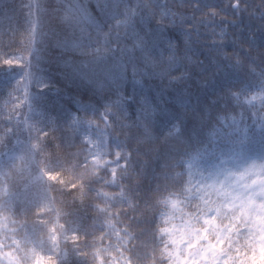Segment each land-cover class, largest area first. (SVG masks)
<instances>
[{
  "label": "trees",
  "instance_id": "trees-1",
  "mask_svg": "<svg viewBox=\"0 0 264 264\" xmlns=\"http://www.w3.org/2000/svg\"><path fill=\"white\" fill-rule=\"evenodd\" d=\"M138 2L126 0V5L135 8ZM143 2L148 8L138 12L133 23L135 32L148 41L154 62L145 64L139 53L136 58L117 53L116 57L127 63L126 74L121 72L114 84L99 92L94 84L81 81L78 75L81 61H89L92 56L85 57L71 46L83 44L90 53L99 47V55L111 63L113 57L104 47L103 35L97 44V32L87 23L73 30L60 24L59 18L68 15L66 9L78 4L82 12L74 13L75 19L86 15L114 25L115 21L108 19L110 3L106 9L105 0H72L71 4L68 0H0V137L10 141L18 135L22 140L15 149L19 155L30 137L32 144L37 143V129L48 133L46 137L39 134L36 163L23 178L13 173L7 181L10 187L15 186L12 191L21 193L20 201L25 198V185L30 199L42 198L46 193L43 207L47 210L39 217L37 207L22 213L20 209L25 205L18 201L13 210L0 211V218H10L8 227L19 229L25 222L29 228L35 225L38 236L45 241L47 227L56 224L57 214L64 229L80 228L76 233L68 230L65 242L57 227L61 239L56 253L36 249L37 257L43 258L42 264H61V250L68 252L65 264H100L93 259L97 250L107 262L109 256L103 249L110 245L112 255H117V237L110 234L106 218L98 208H108L109 219L116 216L111 222L121 235L130 218L137 217L139 226L133 222V229H144L141 240L150 243L152 228L162 225L159 214L171 211L160 200L170 194L176 199L179 194L180 206L191 212L184 189H190L188 195L200 193L223 179V169L239 171L237 163L260 162L259 125L264 112L258 99L251 105L246 101L260 91L259 73L264 70V0H241V11H234L230 0ZM126 5L121 4L120 10ZM209 12L217 15L210 16ZM81 28L85 37L91 34L90 40H81ZM186 31L191 34V43L187 45ZM104 32H108L107 27ZM120 36L121 48L130 50L134 41L132 29L125 35L121 28ZM65 38L68 49L54 46L55 40ZM169 42L176 48L175 62H170ZM90 43L92 48L87 47ZM6 59H13L11 67L4 63ZM88 74L96 79L91 72ZM182 75L184 78L180 79ZM34 77L46 80L48 86L37 89L32 83ZM242 86L247 89V96L241 95L237 102L229 90L235 92ZM106 104L111 105L107 123L101 119ZM85 106L88 111H84ZM19 113L28 118L29 124L15 131V117ZM146 128L149 135L144 134ZM89 150L99 151L103 161H116L117 151L122 156L130 153V161L126 172L123 158L118 161L119 167L110 163L107 170H99L100 176L111 180V170L115 168V185L94 183L95 177L85 176L86 194L81 195L80 177L85 173L82 165ZM92 158L88 155L89 169ZM41 172L45 173L42 180L31 181V176ZM48 174L57 175L58 179L49 180ZM72 184L77 187L73 189ZM88 188L108 193L114 199H98L96 192ZM122 191L125 200L139 205L138 211L133 212L129 203L121 201ZM145 199L151 207H145ZM153 216L155 225L151 223ZM11 220L17 223L12 225ZM175 222L179 223V219ZM23 235L21 230L16 238L22 239ZM73 235L78 239L74 241ZM21 264H35V260H22Z\"/></svg>",
  "mask_w": 264,
  "mask_h": 264
},
{
  "label": "snow or ice",
  "instance_id": "snow-or-ice-1",
  "mask_svg": "<svg viewBox=\"0 0 264 264\" xmlns=\"http://www.w3.org/2000/svg\"><path fill=\"white\" fill-rule=\"evenodd\" d=\"M71 4L72 0H68ZM108 19L115 21V24L97 22L89 16H81L80 19L74 18V13L79 14L82 9L78 4L74 8L66 9L68 15L59 18L60 24L73 28L79 27L80 24L87 23L89 27L94 28L97 32L98 39L96 41L99 44V37H104V47L107 52L112 54L111 63L109 59L101 57L99 55L100 48L96 47L92 49V52L85 50L83 44H75L71 47L73 50H79L80 54L87 57L92 56L89 61H81V71L78 72L81 81H87L95 85L96 90L103 92L106 87L114 84L120 77L119 74L123 72L126 74L127 63L121 62L116 57L117 53L122 55L127 54L131 58H136L139 53V59L145 64H151L154 62V58L149 49V43L144 36L135 32V25L133 23L134 18L138 12L147 10L148 4L143 0H139L136 7H129L126 5V0H105V8L109 7ZM121 4H125L123 11L120 10ZM241 0H230V6L234 11H241ZM99 6V5H98ZM198 7V5H197ZM165 15H169L165 12ZM208 15L215 16L216 12H209ZM264 18V16H262ZM108 28V32L105 33L104 29ZM125 29V35L127 30L132 29L134 35V41L131 49L121 48L120 41V29ZM81 40L91 39V34L88 37L84 36V29L81 28ZM113 33L115 37L113 39ZM188 39L186 45L191 43V34L186 31ZM54 46L61 49H68L70 46L65 39H57L53 42ZM115 44V47H111ZM88 48H92L91 43L87 45ZM170 50V62H175L177 59L176 48H173L172 43L169 42ZM15 57H13L14 59ZM13 59H6L4 63L8 66H12ZM240 59H236V64H240ZM91 65V67H90ZM135 67V66H134ZM255 73V69H251ZM89 72L96 76L95 80H92L89 76ZM31 75V74H30ZM182 75L180 79H183ZM32 83H34L37 89L47 87V81L39 77H34ZM259 86L260 91L253 95L251 99L247 100L248 104H252L253 100H259L261 104V112H264V70L259 73ZM229 94L237 102L240 100L241 95L247 96V89L241 87L237 91L233 92L229 90ZM254 106V105H253ZM105 111L101 116V119L107 123L108 117L111 113L108 109L111 105L106 104ZM84 111H88V107L85 106ZM234 119V118H233ZM91 123V122H89ZM260 138L259 143L261 145V152L259 153V163L256 160H244L237 163L239 171H233L232 169L225 168L222 170L223 179L217 180L213 184L208 185L207 188L201 190L200 193L188 195L190 189H184L185 199L188 201L189 206L192 207L191 212H185L184 208L180 205L182 201L177 194L176 199L169 198L160 200L159 203L164 204L166 207H170L171 211L167 213H160L162 225L153 227L151 231V242H144L141 240V236L144 235V229H140L136 232L133 229V222L139 226L138 218L133 216L130 218V223L122 231L116 229L115 224L111 222L112 219H116L113 215L109 219L108 208H98V212L105 216V222L111 229L110 234H114L117 237V245L115 246V252L117 255H112L110 251L111 245L104 248L103 251L108 253L109 260L106 262L100 257L99 250L93 254L94 260H99L100 264H264V116L260 118ZM32 126H30L31 129ZM175 128V125H173ZM8 131H11L9 129ZM178 132L179 129L177 128ZM38 135L36 137L37 143L32 144L29 139V143L20 148V154H16V150L13 149L7 154V160L0 158V179L3 180V184H0V211L13 210L16 203L20 201L21 193L12 191L13 186H9L7 181L13 173L18 174L23 178L24 173L29 171L31 166L36 163L35 156L40 148V133L45 137L48 135L47 131L43 128L37 129ZM248 130L245 129V140H247ZM145 135H149L147 128L145 129ZM171 131L169 135H171ZM86 143H91L88 141ZM243 143V141H241ZM3 138L0 137V157H3L5 153L2 150ZM117 145V148H120ZM88 155H91V169L88 165ZM88 155L84 157L83 167L85 173L81 175V195H85L84 178L85 176L95 177L94 183L104 182L105 185L116 184V169L111 170L112 178L107 179L104 176L99 175L100 169L107 170V165L110 163H116L119 167L118 161L124 159L126 161L123 171H127L128 162L130 161V153H124L122 156L121 151H117L116 161H103L101 159V153L97 151L92 153L89 150ZM17 161L20 164H17ZM225 163V161H222ZM7 169V170H5ZM44 172H41L39 176L34 177L36 181L43 179ZM123 178V176H122ZM167 177H165L166 179ZM49 180H57V175L48 174ZM64 183L63 181H60ZM76 184H72V188L75 189ZM211 191H208V189ZM88 191H95L98 199L110 201L114 197L109 196L108 193L99 191L97 189L88 188ZM24 200L20 201L25 206L20 211L26 212L29 207L40 208V211L36 215L42 216L44 211L47 210L43 207L44 200H47L46 193L42 198L30 199L27 197V185H25ZM212 196L216 199L213 200ZM122 202L129 203V206L133 212L138 211V204H131L130 201L125 200L124 192L120 194ZM192 201H199V203H192ZM146 208L151 207L150 201L145 199L143 201ZM179 213V216H177ZM59 214H57V222L50 229H48V239L45 241L42 237L38 236L36 226L33 225L29 228L27 222L21 224L20 228L8 227L9 217L0 218V233L3 234V239H0V264H21V261H27L32 258L35 260V264H42L43 258H38L36 249H46L48 252L56 253L59 248L61 235L65 242L67 241L66 232L71 230L76 233L80 230L79 227L72 229H64V225L58 223ZM127 218V217H126ZM179 219V223L175 221ZM17 222L11 220V224L15 225ZM152 225H155V216L151 220ZM45 225L41 223V227ZM57 227L61 229V235L57 233ZM23 230L24 235L22 239L16 238V233ZM103 230V229H101ZM85 235L88 233L85 231ZM78 239L76 235H73V240ZM103 239V237H101ZM31 244V248L25 247ZM50 244V247L48 246ZM8 248L9 251H4ZM142 250V252H141ZM76 249H73L75 253ZM23 253V255H18ZM61 257V264H65L64 258L67 257L68 252L61 250L59 253ZM49 261L51 257L48 258Z\"/></svg>",
  "mask_w": 264,
  "mask_h": 264
},
{
  "label": "rangeland",
  "instance_id": "rangeland-1",
  "mask_svg": "<svg viewBox=\"0 0 264 264\" xmlns=\"http://www.w3.org/2000/svg\"><path fill=\"white\" fill-rule=\"evenodd\" d=\"M23 91H25V90L23 89ZM15 120H16V122H15L16 125L14 128L15 131H17L16 128L19 129L20 127H22L24 129L29 124L26 117L22 116V113H19V115H17L15 117ZM2 138H3L2 150L5 153V155L3 157H0V158L7 160V154L10 153L11 150L19 148L22 140L18 135H16V137H12L10 141L6 140L4 137H2ZM101 159H103V156H101ZM39 175L40 174H36V175L31 176V181H35L34 177L39 176Z\"/></svg>",
  "mask_w": 264,
  "mask_h": 264
}]
</instances>
